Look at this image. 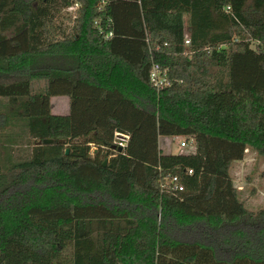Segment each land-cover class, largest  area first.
<instances>
[{
	"label": "trees",
	"instance_id": "1",
	"mask_svg": "<svg viewBox=\"0 0 264 264\" xmlns=\"http://www.w3.org/2000/svg\"><path fill=\"white\" fill-rule=\"evenodd\" d=\"M0 149V264H264V209L231 175L264 158V0H0Z\"/></svg>",
	"mask_w": 264,
	"mask_h": 264
},
{
	"label": "rangeland",
	"instance_id": "2",
	"mask_svg": "<svg viewBox=\"0 0 264 264\" xmlns=\"http://www.w3.org/2000/svg\"><path fill=\"white\" fill-rule=\"evenodd\" d=\"M69 8V10H63V14H71L72 19H75V9ZM66 24V22H65ZM69 22L68 25H71ZM45 87L44 80L33 81L32 91L38 92ZM62 100L57 102L55 111L58 113L64 112L62 108ZM8 131L10 129H7ZM19 132L18 129H14ZM1 134L5 135L4 132ZM160 141L161 150L164 153L177 154L179 151L178 145L180 141L186 140L190 137L185 136H162ZM25 138H17V144L13 147L11 152L12 161H19L27 159L30 156L31 146L24 140ZM96 147L92 148V153L96 152ZM107 153L105 150L103 155ZM6 156V152L0 149V158L3 159ZM111 154L108 159L111 158ZM231 175L234 181L235 187L238 189L241 200L245 203L246 207L257 212L264 209V158L258 156L252 150L246 151V156L241 161H236L231 169ZM72 254L71 250L65 251L61 257L58 258L60 264H71Z\"/></svg>",
	"mask_w": 264,
	"mask_h": 264
},
{
	"label": "built area",
	"instance_id": "3",
	"mask_svg": "<svg viewBox=\"0 0 264 264\" xmlns=\"http://www.w3.org/2000/svg\"><path fill=\"white\" fill-rule=\"evenodd\" d=\"M114 36V31H110L106 34L107 38H111ZM148 41V38L146 39ZM186 44H190V40L188 36H186L185 40ZM149 78L153 86L160 92L167 86L171 84L170 80L168 79L167 72L163 70L159 63L153 61L149 70ZM130 135L126 133L121 132H115V147L123 148L127 145V142L129 141ZM194 139L188 138L186 140L180 141L178 145V153H184L186 150L193 149L194 148ZM192 173V170L189 171ZM173 184L174 190H183L184 186L183 184L178 182V177L174 176L171 180Z\"/></svg>",
	"mask_w": 264,
	"mask_h": 264
},
{
	"label": "crops",
	"instance_id": "4",
	"mask_svg": "<svg viewBox=\"0 0 264 264\" xmlns=\"http://www.w3.org/2000/svg\"><path fill=\"white\" fill-rule=\"evenodd\" d=\"M60 100H62V103H63L62 108H64V112H62V113H58V112L55 111V106H57V102L60 101ZM51 103H52V112L54 114L65 115V114H68L69 113V109H70V99H69L68 96H56V97H52ZM161 139L162 138H160V141H161Z\"/></svg>",
	"mask_w": 264,
	"mask_h": 264
},
{
	"label": "water",
	"instance_id": "5",
	"mask_svg": "<svg viewBox=\"0 0 264 264\" xmlns=\"http://www.w3.org/2000/svg\"><path fill=\"white\" fill-rule=\"evenodd\" d=\"M53 143H54L53 139H45V140H43V144H53ZM119 150H121V148H119ZM67 152H68V150H67ZM107 162H108V159H105L104 165L107 164Z\"/></svg>",
	"mask_w": 264,
	"mask_h": 264
}]
</instances>
